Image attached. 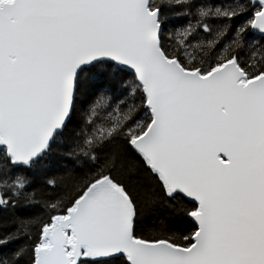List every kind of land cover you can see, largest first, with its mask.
Returning <instances> with one entry per match:
<instances>
[{
  "label": "snow or ice",
  "instance_id": "1",
  "mask_svg": "<svg viewBox=\"0 0 264 264\" xmlns=\"http://www.w3.org/2000/svg\"><path fill=\"white\" fill-rule=\"evenodd\" d=\"M0 264H264V0H0Z\"/></svg>",
  "mask_w": 264,
  "mask_h": 264
}]
</instances>
